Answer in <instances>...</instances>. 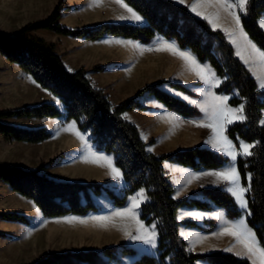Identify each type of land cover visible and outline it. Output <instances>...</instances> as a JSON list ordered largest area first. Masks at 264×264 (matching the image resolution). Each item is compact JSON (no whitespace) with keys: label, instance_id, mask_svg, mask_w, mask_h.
Listing matches in <instances>:
<instances>
[{"label":"trees","instance_id":"obj_1","mask_svg":"<svg viewBox=\"0 0 264 264\" xmlns=\"http://www.w3.org/2000/svg\"><path fill=\"white\" fill-rule=\"evenodd\" d=\"M123 1L144 17L147 23L136 25L128 22H103L72 29L60 23L62 10H69L70 7L58 0L47 18L27 23L17 30L15 36L0 30V55L58 97L63 105L60 108L55 103L42 101L35 105L0 111V137L7 143H40L51 137L46 126L22 127L1 119L63 117L65 123L73 121L81 132L90 134L96 151L112 156L127 187L121 194H116L100 182L55 180L42 172L45 168L43 163L36 169L0 166V180L12 192L32 201L45 218L85 216L90 212H97L99 207L93 197L102 194L112 199L114 206L123 207L129 195L143 188L147 200L140 205L139 218L146 225H154L158 237L157 253L137 254L129 246L113 245L99 251L54 252L31 264H112L120 262L126 256L134 257L131 264H196L198 260L209 264H252L246 258L223 251L190 252L187 242L179 234L181 225L198 226L194 221L177 219L178 210L182 206H194L203 210L221 207L230 220L238 219L241 212L234 197L219 187H199L189 197L175 198V189L164 162H174L199 170L221 167L227 163V157L201 146L156 155L147 150V143L142 139L138 127L122 116L127 110L146 109L140 103L144 94L153 95L168 110L185 117H197L201 112L162 90L160 85L164 81L161 80L138 89L133 96L113 105L102 89L92 85L84 68L69 72L53 44L29 35L32 30L49 29L58 34L89 41L121 37L144 44L149 43L156 35H162L168 40L175 39L180 48L190 49L200 62L209 63L222 80L216 93L232 95L229 100L231 106H244L246 119L230 125L227 135L235 143L242 139L255 145L251 149L252 156L237 159V167L244 186H247L249 175L253 178L252 188L247 193L251 212L247 222L261 247H264V125L260 123L264 112V90L258 89L255 78L236 56L226 34L218 29L213 30L206 20L192 14L186 6L178 5L172 0ZM247 8V14H241L243 28L264 50V30L258 24V18L264 14V0H248ZM170 85L187 91L183 85ZM234 91H237V95ZM153 142L151 140L149 143ZM48 162L52 164L54 158ZM197 195H202L205 200L197 199ZM0 218L30 224L29 217L20 213H1Z\"/></svg>","mask_w":264,"mask_h":264},{"label":"crops","instance_id":"obj_2","mask_svg":"<svg viewBox=\"0 0 264 264\" xmlns=\"http://www.w3.org/2000/svg\"><path fill=\"white\" fill-rule=\"evenodd\" d=\"M83 1L84 2L80 6H77L76 8L70 10H85L90 14L102 13L107 10V12L109 13L107 14V16L110 15L112 17V11L114 7L113 5H116L117 8L124 9L120 6V4L116 3L115 0H95V2L94 0ZM172 1L178 5L186 6L189 10L190 6L196 2V0H184V3L182 4L179 3L178 0ZM201 10L208 15H211L218 11V9L215 7H206ZM236 11L238 12V14H240V16L241 14H243L240 12L239 9H237ZM191 13L194 14L193 12ZM219 15L220 19L218 21V24L220 25V27L231 31L234 35L238 36V30L232 18L228 16V14L225 13L223 10H219ZM66 16L67 13L64 12L63 16L61 17V20H63ZM128 23H137L138 25H144L147 23V21L144 17H142L141 22L131 20ZM258 24L264 30V27H262V25H264V14H262L258 18ZM241 26L243 28L242 21ZM0 30L3 32L5 31L4 29ZM17 30L18 29H15L12 32L5 31V33L10 36H15ZM218 30H220V28H218ZM243 32L260 51H264L248 36L244 28ZM29 35L33 37L42 38L49 44H54L55 51L61 56L65 68L69 72H74L79 68H84L85 74L87 78L91 81L92 85L96 88L102 89L113 105L120 103L123 99L127 97L133 96L139 88L144 87L145 85L156 83L157 81L161 80L164 81V83L160 85V88L162 90L182 100L189 106L197 108L201 112L200 116L185 117L168 110V108L162 102L157 100L153 95L144 94L140 98V103L146 106V109L141 110L135 108L132 110H127L122 114L125 120L135 124L138 127L142 139L147 143V150L149 151V149H151V151L149 152L154 153L156 155H159L162 152H172L175 150L187 149L195 146H201L216 151L211 147V145L205 144V142L213 136L212 129L208 127L197 126V123L207 122V117L205 116V113L201 111L200 107L197 106V104L203 103L208 98L206 95H201V93H214L216 95L228 97V99L225 101V104L227 105V107L230 108H239L242 105L240 104L238 106H231L229 104V100L232 95L216 93V88L219 87L221 82L214 87L208 84H204L203 81L199 80L195 73L189 69L185 61L182 60L179 56L173 55L169 51L156 50L163 43H173L180 50L189 52L196 58L195 54H193L190 49L180 48L178 42L175 39L168 40L162 35H156L149 43L146 44L133 39H125L121 37H105L100 40L89 41L83 38L58 34L49 29L32 30L29 32ZM227 40L230 42L228 36ZM118 41L119 43H117ZM132 44H137L140 45L141 48L152 50H145L141 52L139 48L132 47ZM230 44L233 46L236 56L241 60V62L250 71L251 75L255 78L258 89L264 90L260 88L261 80L258 79V77L264 78V67L261 66L259 59H250L249 64H245L244 60L237 55V44H239L241 48H244V42L242 40L237 39V44H233L231 42ZM243 54L246 57H250L252 55V50L250 48H247ZM197 61L201 63L202 66L206 65L210 67L212 71H214V69L210 66L209 63L200 62L198 59ZM95 67H100V69L97 70L95 69ZM23 78L28 79L29 83L27 85L18 84L19 81H22ZM215 78L220 79L217 75ZM0 79L5 81V85H7V83L9 82H11V84L15 82V86H12V84L6 90L8 94H18L19 101L16 103H20L21 107L27 105H35L42 101L54 103L52 98L54 96L53 94L49 95L50 92L48 90L42 88L31 78L30 75L23 72L16 64L9 62L2 55H0ZM220 81L222 80L220 79ZM170 83H177L183 85L187 89V91H182L177 88H174L170 85ZM234 94L237 95V91H234ZM184 97L189 98V100L196 101V104L189 103L188 100L184 99ZM159 105H163V107H160ZM125 116H127V119L125 118ZM171 117H175V119H172ZM46 120V118L42 119L43 122ZM260 123L264 125V112L261 116ZM232 124L225 125L224 135L236 146L237 151H240L239 144L241 142H248L239 139L238 142L235 143L228 137L227 129ZM76 130L78 132H81L78 128ZM48 140H45L40 143H20L38 146L39 144L45 143ZM151 140H153L154 142L149 143ZM2 148L5 150L6 147L0 144V151H2ZM96 152L99 153L98 151ZM218 153L225 156L220 152ZM52 154L53 152L51 145H42L38 146L37 148L31 149L26 155L32 163H35L37 165L38 163H40L41 160L51 156ZM239 157L244 156H238L237 159ZM227 159V163L221 167L199 170H195L191 167L183 166L174 162H164L165 170L169 175V179L175 189L173 196L177 199L180 195L182 198L189 197L199 187H219L223 190V182L215 184L213 183L215 179L214 177H205L202 175V173L204 171L225 169L226 167H228V163L230 161L229 157H227ZM232 163L238 170L237 160ZM16 166L22 167L21 164H18ZM193 175H200L201 178L199 180H191V183H189V180ZM115 180L117 181L118 187L120 189V193L117 192L116 194H121L123 190L127 187V184L124 181L123 176L122 179ZM5 186L7 187L8 185L0 180V187L6 188ZM242 186L244 185L242 184ZM141 191H143L146 195L145 189L141 188L137 190L133 194L129 195L127 202L123 207L114 206L112 200L105 199L103 202L104 207L100 208L99 213L90 212L89 214H99L101 217H113L110 221L107 222V226L108 229L114 230L116 234H123L125 225H128V230L132 232L133 228L130 227L128 222L129 220L114 217L113 214L116 211H121L126 207H130L131 198L134 196H138ZM195 197L199 200H205L202 195H197ZM146 200L142 201L140 205ZM140 205L139 208L136 209V211H138L139 213ZM218 212H224L225 218L229 222L239 223V218L242 216V214L244 215L246 221L248 218V216L244 214L241 209L240 217L235 220H230L226 215L225 209L217 206L213 207L211 210H203L194 206H182L179 208L177 213V219L179 221L191 220L196 222L199 226H180L179 234L187 242V249L193 253L223 251L227 253H232L242 258L249 259L246 255H237V253H243L244 250L242 246L236 245V241L233 237L227 235H218L221 229L225 227L222 221L217 220L215 218ZM197 214H200L202 218L196 219L195 217ZM69 216L76 215H67L64 217ZM140 221L144 224L146 229H148L149 231H154L156 241L155 247L138 241L140 248H138L139 252L137 254H156L158 246L157 231L154 225H146L141 219ZM211 222H213V225L211 224ZM248 227L253 233H255L249 225ZM255 237L257 239L256 234ZM259 246L261 245L259 244ZM229 248H232V251H228L227 249ZM249 260L252 263V260ZM131 263L132 262L130 261L129 264ZM196 264L209 263L202 260H198Z\"/></svg>","mask_w":264,"mask_h":264},{"label":"rangeland","instance_id":"obj_3","mask_svg":"<svg viewBox=\"0 0 264 264\" xmlns=\"http://www.w3.org/2000/svg\"><path fill=\"white\" fill-rule=\"evenodd\" d=\"M57 2L58 0H0V29L12 32L27 23L43 20L52 12ZM83 2V0H62L63 5L70 7V9L80 6ZM113 6L112 17L107 16L109 14L107 10L102 13L90 14L85 10L71 11L70 9H63L61 17L64 12L67 13V16L63 20L60 19V23L69 28L77 29L103 22L131 21L119 19L120 16H128L130 13L125 9L117 8L116 5ZM134 24L138 25L137 23ZM95 69L98 70L100 67H95ZM28 83V79L23 78L18 84L27 85ZM12 84L9 82L5 85V81L0 79V111L21 108L20 103H16L19 101L18 94L7 93L6 89L9 86L16 85L15 82ZM46 119L44 122L42 119H1L3 122L22 127L46 126L51 132V137L49 140L47 139V142L38 146L51 145L53 154L36 165L29 160L26 154L38 146L7 143L3 138H0V144L6 147L5 150L2 148L4 152L0 151V166L21 164L24 169H36L39 164L43 163L45 168L42 172L52 179L100 182L115 193H120L117 181L110 174V169L106 166H100L103 161L99 164L92 163L90 152L107 156L113 160L112 156L103 152L97 153L88 132H80L85 137L87 142L85 144L77 138L74 132L66 131L65 129L73 121L65 123L63 117ZM76 129L77 127H75V131H77ZM51 158H54V162L49 164L48 161ZM181 198L180 195L178 199ZM93 199L99 207L96 213H99L100 208L104 207V200L110 198L102 194L93 197ZM6 212L24 214L29 217L30 224L25 225L0 218V264H31L54 252L99 251L104 247L113 245H126L133 248L136 253L139 252L140 245L138 241L129 240L124 233L116 234L114 230L108 229L107 222L104 224L97 223L94 218L101 217L99 214H87L82 217L45 218L32 201L12 192L8 186L6 188L0 187V214ZM69 220L73 222H66ZM80 220L85 221V223H79ZM128 222L130 227L133 228V234L136 235L135 223L130 220ZM132 260L133 257L126 256L122 257L120 262H112V264H129Z\"/></svg>","mask_w":264,"mask_h":264},{"label":"snow or ice","instance_id":"obj_4","mask_svg":"<svg viewBox=\"0 0 264 264\" xmlns=\"http://www.w3.org/2000/svg\"><path fill=\"white\" fill-rule=\"evenodd\" d=\"M115 2L120 4L121 7H123L128 13H130V15L128 16H120L119 19L132 20L136 22L142 21V17L127 3H124L123 0H115ZM178 2L183 4L184 0H178ZM247 5L248 0H196V2L190 6V11L193 12L196 16L208 21L213 30H217L218 28H220L221 31H224L225 34L229 37L231 43L237 44V39L242 40L245 47L241 48L240 45L237 44V55L244 60L245 64H249L250 59L258 58L261 66L264 67V51H260L243 32V28L241 26V16L236 11L237 9H239L241 13L246 15L249 11ZM206 7H215L218 9V11L216 13L208 15L201 10ZM219 10H223L228 14V16L232 18L237 27L238 36L234 35L233 32L220 27V25L218 24V21L220 19ZM262 27H264V25H262ZM117 43H119V41ZM132 47L139 48L141 52L145 50H152L141 48L140 45L137 44H132ZM247 48H250L252 50V55L250 57H246L243 54ZM156 50L169 51L173 55L179 56L182 60L185 61L186 65L192 72L195 73L199 80L203 81L204 84H208L214 87L221 82L220 79L215 78L216 74L211 70L210 67L206 65L202 66L201 63H199L193 55H191L189 52L180 50L173 43H163ZM258 79L261 80L260 88L264 89V78L258 77ZM49 95L52 94L49 93ZM201 95H206L208 97L203 103L197 104V106L200 107L201 111L205 113L207 122L197 123V126L211 128L213 132V136L208 139L205 144L211 145L213 149L230 158L228 167H226L225 169L204 171L202 175L205 177H214L215 179L213 183L215 184L223 182V190L234 197L239 208L244 214H246L247 216H251V212L249 211V200L246 198V193H248L252 188L253 178L251 175H249L247 177V186H242L240 173L232 162H235L238 156H252L253 152L251 151V149H253L255 145L251 143L241 142L239 144L240 151H237L236 146L224 135L226 124H232L236 121L243 122L246 119L243 114L244 106L242 104L239 108H230L225 104V101L228 99V97L226 96L216 95L214 93H201ZM52 98L53 102L58 107H63L58 97L53 96ZM184 99L188 100L189 103L196 104V101L189 100V98L187 97H184ZM159 106L163 107V105ZM125 118L127 119V116H125ZM171 118L175 119V117ZM75 127V122H73L65 130L74 132V134L78 139L82 141V143L87 144V142L85 141V137L81 135L80 132L75 131ZM149 151H151V149H149ZM90 156L92 158V163L99 164L101 161H103V164H101L100 166H106L107 168H109L110 174L113 176V179H122V173L114 165V162L111 158L103 155H96L95 153L91 152ZM200 178V175H193L190 178L189 183H191V180H199ZM146 199L147 197L145 193L141 191L138 196H134L131 198L130 207H126L121 211L114 212L113 216L119 217L124 220H130L135 223L137 233L136 235H133L132 232L128 230V225H125L124 234L128 237L129 240L141 241L144 244L155 247L156 237L154 231H149L145 228L144 224L139 219V212L136 211V209L139 208L140 203ZM112 218L113 217H95L94 219L97 223L104 224L110 221ZM195 218L201 219L202 216L200 214H197ZM215 218L222 221L225 225V227L221 229L218 235L231 236L235 239L236 245L243 247V253H237V255H246L249 259L252 260V264H264V247L259 246V242L255 237V233H253L248 227L247 221L244 218L243 214L239 218V223L229 222L225 218L224 212H218ZM66 222L71 223L73 221L69 220ZM78 222L85 223V221L83 220H80ZM227 250L232 251V248H229Z\"/></svg>","mask_w":264,"mask_h":264}]
</instances>
